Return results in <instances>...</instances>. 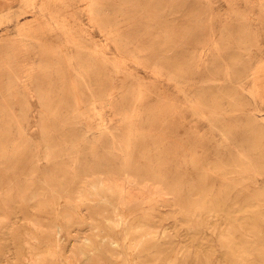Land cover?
I'll return each instance as SVG.
<instances>
[{"label":"rangeland","instance_id":"obj_1","mask_svg":"<svg viewBox=\"0 0 264 264\" xmlns=\"http://www.w3.org/2000/svg\"><path fill=\"white\" fill-rule=\"evenodd\" d=\"M0 264H264V0H0Z\"/></svg>","mask_w":264,"mask_h":264},{"label":"bare ground","instance_id":"obj_2","mask_svg":"<svg viewBox=\"0 0 264 264\" xmlns=\"http://www.w3.org/2000/svg\"><path fill=\"white\" fill-rule=\"evenodd\" d=\"M177 75H180V72L177 71V74L175 76ZM144 152L146 155H148L147 151H144ZM131 162H132V154H131V148H130V149H127L123 153L122 165L120 167V170L124 173L123 177L118 179L116 177H112V176L110 177L108 175H103V176L97 177L95 180L89 183L87 182L88 186L92 189L91 194L100 199H103L102 192L107 191L108 193H111V194H117L119 201L122 203H126L132 200L133 198H136L137 200L136 203L140 205L141 203L145 201H150V200L152 201L153 199H155V196L162 197L168 193V191L166 190L167 188L166 180L160 171L150 168V171L153 174L149 175L148 177L145 175V171L149 170V168H146L144 165L131 166L132 164ZM106 170H109V168ZM221 208L222 207L217 202V209H221ZM227 235L229 236L228 233ZM244 252H246V250Z\"/></svg>","mask_w":264,"mask_h":264}]
</instances>
